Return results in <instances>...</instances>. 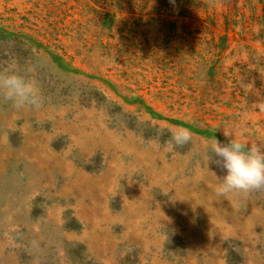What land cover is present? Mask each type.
I'll return each mask as SVG.
<instances>
[{
  "label": "rangeland",
  "instance_id": "1",
  "mask_svg": "<svg viewBox=\"0 0 264 264\" xmlns=\"http://www.w3.org/2000/svg\"><path fill=\"white\" fill-rule=\"evenodd\" d=\"M3 70L43 103L0 98V264H264V188L205 157L264 151V0H0Z\"/></svg>",
  "mask_w": 264,
  "mask_h": 264
},
{
  "label": "clouds",
  "instance_id": "2",
  "mask_svg": "<svg viewBox=\"0 0 264 264\" xmlns=\"http://www.w3.org/2000/svg\"><path fill=\"white\" fill-rule=\"evenodd\" d=\"M0 98L16 109L39 108L43 99L34 81L15 70L0 71ZM224 142L212 137L206 145V166L222 172L217 176L218 195L233 191L248 192L264 188V151L224 133ZM192 139L190 129L177 126L170 132V143L180 146Z\"/></svg>",
  "mask_w": 264,
  "mask_h": 264
}]
</instances>
